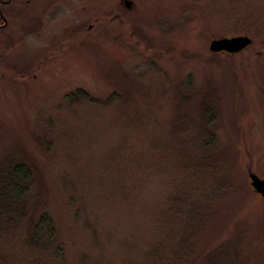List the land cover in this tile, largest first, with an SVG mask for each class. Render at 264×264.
Listing matches in <instances>:
<instances>
[{
	"label": "rangeland",
	"instance_id": "1",
	"mask_svg": "<svg viewBox=\"0 0 264 264\" xmlns=\"http://www.w3.org/2000/svg\"><path fill=\"white\" fill-rule=\"evenodd\" d=\"M124 1L0 0V165L32 168L30 212L53 217L66 257L39 264H146L154 244L166 264L189 204L168 208L215 197L197 164L215 150L239 191L200 206L205 225L176 264H206L237 237L264 264V197L249 177L264 178V0ZM232 35L252 42L209 49ZM79 90L95 99L68 96Z\"/></svg>",
	"mask_w": 264,
	"mask_h": 264
},
{
	"label": "trees",
	"instance_id": "2",
	"mask_svg": "<svg viewBox=\"0 0 264 264\" xmlns=\"http://www.w3.org/2000/svg\"><path fill=\"white\" fill-rule=\"evenodd\" d=\"M68 96L95 99L84 90L69 93ZM217 153L220 152L215 150L210 154L205 153L197 163L198 166H211L209 175L215 197L205 194L196 199L188 197L179 200L175 197V202L168 208L172 211L175 208L174 204L178 201L189 204L181 209L188 218L178 222L175 225L176 230L166 234V244H164L166 245V264H176L189 259L196 245L197 235L205 225L199 215L200 206H209L219 197L217 193L232 194L233 190L239 191V186L234 183L232 175L228 174V168L219 165ZM33 182L34 172L23 160L9 157L0 165V240L1 238L4 240L1 241L3 243L0 247L4 250L10 249V253L0 254V264H39L45 256L65 262L66 257L62 246L57 244L54 247L57 229L53 217L47 211H42L35 219L33 218L34 209L30 212L33 201ZM5 236L7 237L3 238ZM239 240V237L231 238L220 246L213 247L203 256V260L206 264H249V259L238 249ZM159 249L158 244L148 248L150 259L146 264L159 263V258L157 261L151 260V256L158 254ZM161 260L165 261L164 257H161Z\"/></svg>",
	"mask_w": 264,
	"mask_h": 264
},
{
	"label": "water",
	"instance_id": "3",
	"mask_svg": "<svg viewBox=\"0 0 264 264\" xmlns=\"http://www.w3.org/2000/svg\"><path fill=\"white\" fill-rule=\"evenodd\" d=\"M124 3L129 7L131 2L125 0ZM252 42L248 35H232L214 38L210 41L209 49L212 51L237 52ZM250 183L257 193L264 197V178L250 172Z\"/></svg>",
	"mask_w": 264,
	"mask_h": 264
}]
</instances>
